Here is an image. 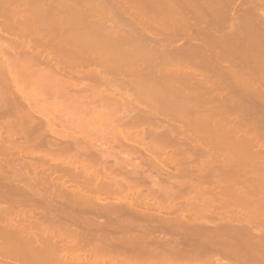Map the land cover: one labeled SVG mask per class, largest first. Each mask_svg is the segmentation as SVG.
<instances>
[{
	"label": "bare ground",
	"instance_id": "1",
	"mask_svg": "<svg viewBox=\"0 0 264 264\" xmlns=\"http://www.w3.org/2000/svg\"><path fill=\"white\" fill-rule=\"evenodd\" d=\"M239 263L264 264V0H0V264Z\"/></svg>",
	"mask_w": 264,
	"mask_h": 264
},
{
	"label": "rangeland",
	"instance_id": "2",
	"mask_svg": "<svg viewBox=\"0 0 264 264\" xmlns=\"http://www.w3.org/2000/svg\"><path fill=\"white\" fill-rule=\"evenodd\" d=\"M238 8H239V7H238ZM106 24H108L107 26H109V23H106ZM126 24H128V23H125V25H126ZM203 24H205V23H203ZM128 25H130V24H128ZM133 25H134V24H132L131 26H133ZM196 25H197V24H196ZM201 25H202V24H201ZM174 41H175L174 43H176V45H177V44L179 45V44L185 43V39L183 38L182 35L180 36V38L175 39ZM86 66H87V65H86ZM86 66H85V67H86ZM88 67H89V68H90V67H92V68H93V67H96V68H97V67H100V66H98V64H96L95 62H92V63H91L90 65H88L86 68L88 69ZM86 68H85V69H86ZM174 120H175V119H174ZM135 160H139V161H140V160H142V158L137 157ZM149 167H150V166H148V168L145 169L146 172L149 171V170H151V169H149ZM150 168H153V167H150ZM170 169H172V171L175 170V168L172 167V166H170ZM173 169H174V170H173ZM152 171H153V169L151 170V172H152ZM146 172H145V173H146ZM149 172H150V171H149ZM163 175H164V174H163ZM164 177H165V176H164ZM165 180H166V179H165ZM239 264H240V263H239Z\"/></svg>",
	"mask_w": 264,
	"mask_h": 264
}]
</instances>
